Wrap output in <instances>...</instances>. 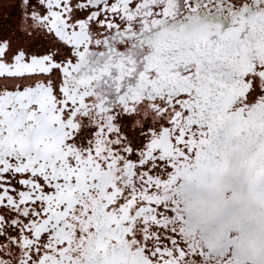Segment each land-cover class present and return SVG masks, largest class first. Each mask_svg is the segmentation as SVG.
Listing matches in <instances>:
<instances>
[{
  "label": "snow or ice",
  "instance_id": "snow-or-ice-1",
  "mask_svg": "<svg viewBox=\"0 0 264 264\" xmlns=\"http://www.w3.org/2000/svg\"><path fill=\"white\" fill-rule=\"evenodd\" d=\"M0 264H264V0L5 7Z\"/></svg>",
  "mask_w": 264,
  "mask_h": 264
},
{
  "label": "rangeland",
  "instance_id": "rangeland-1",
  "mask_svg": "<svg viewBox=\"0 0 264 264\" xmlns=\"http://www.w3.org/2000/svg\"><path fill=\"white\" fill-rule=\"evenodd\" d=\"M14 0H0V14L3 13V9L7 7L8 11L11 12V4Z\"/></svg>",
  "mask_w": 264,
  "mask_h": 264
}]
</instances>
